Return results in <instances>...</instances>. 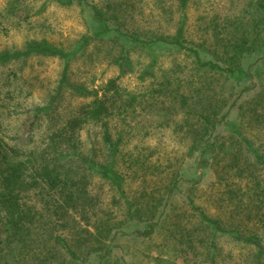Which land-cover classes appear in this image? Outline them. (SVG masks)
<instances>
[{"label":"rangeland","instance_id":"obj_1","mask_svg":"<svg viewBox=\"0 0 264 264\" xmlns=\"http://www.w3.org/2000/svg\"><path fill=\"white\" fill-rule=\"evenodd\" d=\"M105 1L84 0L78 5L62 0H0V51L23 49L28 42L44 38L70 49L84 35L100 29L92 4L104 7ZM123 1L119 21L131 32L148 38L173 35L184 20L185 44L200 47L207 59L229 66L235 73L198 66L185 50L161 46L151 56L129 42L134 70L118 81L127 92L143 96L124 118L117 117L113 129L114 139L120 132L124 135L116 158L124 177L123 191L118 192L100 175L88 177L86 203L74 215L76 219L61 227L60 217L46 210V226L39 237L50 239L48 227L56 223L53 234L67 235L72 244L87 238V230L92 231V238L97 239L88 238L78 250L90 264H211L212 230L189 199L208 216L229 224L241 217L232 205L239 195L256 200L260 192L264 198V165L255 161L253 151L241 141H251L264 155V22L260 0H189L184 18L178 0ZM247 46L254 49L246 50ZM122 49L121 42L92 38L71 63V86L93 88L117 76L119 68L111 62ZM156 54L153 73H148ZM62 70L61 59L42 55L0 66V119L9 142L33 140L24 147L41 149L86 102L69 87L52 111L38 112L39 118L30 129L36 109L54 94ZM203 114L210 116L214 125L199 137L206 128ZM77 148L101 164L108 162L99 126H86ZM126 201L134 206L131 212ZM153 213L154 219L150 218ZM154 220L158 223L153 235L142 236L139 231ZM108 225L114 226V236L107 240L103 232ZM39 237L37 242L42 243ZM99 240L104 242L99 244ZM106 242L108 256L101 259ZM217 246L232 254L224 259L225 251L220 250L219 264H241V248L227 237L220 236ZM95 247L98 254L87 253Z\"/></svg>","mask_w":264,"mask_h":264},{"label":"trees","instance_id":"obj_2","mask_svg":"<svg viewBox=\"0 0 264 264\" xmlns=\"http://www.w3.org/2000/svg\"><path fill=\"white\" fill-rule=\"evenodd\" d=\"M62 1L64 4H84V0ZM178 2L184 18L189 0H178ZM123 4V0H106L104 7L92 4L94 17L100 22L101 27L94 34L84 35L70 49H65L44 38L28 42L23 49L0 51V66L15 60H25L35 55L58 57L63 61V70L54 94L46 105L36 109L35 118L28 124L30 129L39 118L38 112L49 113L52 111L60 104L69 87H74L79 96L87 99L50 135V140L41 149L24 147L33 140H16L15 144L9 142L5 137L4 125L0 119V264H90V262H86L85 257L78 254V250L87 243L88 238L93 241L97 239V236L92 238L94 236L92 231L87 230L89 236L79 239V243L76 244H72L67 235L53 234L57 223L48 227L52 233L50 239L43 240L39 234L46 226V222L43 221L46 210L47 214L53 213L60 217L61 227H67L71 219H76L74 215L79 213L86 203L88 177L100 175L108 180L118 192L123 191L124 177L117 169L116 158L124 135L123 132H120L114 139L113 129L116 126L117 117L124 118L129 109L136 106L141 101L140 97L143 96V94L127 92L118 81L122 75L134 70L135 65L129 42L135 48L144 50L151 56V52H156V48L161 46H170L179 51L185 50L194 57L198 66L224 71L226 74L235 73L231 67H225L220 62L207 59L202 54L200 47L185 44L184 20H181L176 34L173 35L161 33L148 38L141 36L137 31L131 32L119 21V11ZM259 6L264 22V0H260ZM16 7L17 4L14 10ZM97 36L110 43L121 42L123 44L122 52L115 55L111 62L119 68L120 73L93 88L82 85L71 86V63L81 53L83 54L91 39ZM126 43H128V48ZM245 49L252 51L254 48L251 50V47L247 46ZM157 57L158 54L153 58L152 67L146 69L148 73H153ZM238 76L240 77L241 74ZM203 115H205L203 122L206 128L202 131L203 133H198L199 137L208 134L209 127L214 125L210 116ZM89 125L100 127L101 138L108 156V162L105 164L99 163L93 156L82 154L76 150L80 132ZM237 133L241 135L239 131ZM242 139L244 138L242 137ZM241 141L247 145L249 152L253 151L255 161L264 165V155L256 150L251 141L246 139ZM133 163L134 161L131 162V164ZM139 165L143 166V163L139 162ZM170 184V190H172L174 181L172 180ZM256 195V200H249L250 198L247 200L245 194L238 196V200L232 205L235 210H239L241 217H236L239 220L232 219L229 224L223 223L219 218L208 216L202 208L194 203L192 198L189 199L193 209L206 226L212 230L210 238V248L213 250L211 264H219L220 250H222L221 252L225 251L222 254L223 258L227 257L228 252L225 247L217 246V240L222 235L241 248L242 254L239 256L241 264H264V198L260 196V192ZM126 206L129 212L134 207L128 201H126ZM130 214L132 215V213ZM155 217L156 214L153 213L150 218L154 219ZM157 223V220H154V223H148L146 228L139 233L144 237L152 236ZM113 229L114 226H106L103 233L107 236V240L113 238ZM72 234L76 235V233ZM38 237L42 243L37 242ZM103 242L99 240L98 243ZM108 247L109 242H106L105 252L103 255L99 254V258L103 259L105 255L108 256ZM246 249L249 251L247 256L243 257V251ZM97 250L98 247L91 248L87 253L98 254ZM231 255L228 254V256Z\"/></svg>","mask_w":264,"mask_h":264}]
</instances>
